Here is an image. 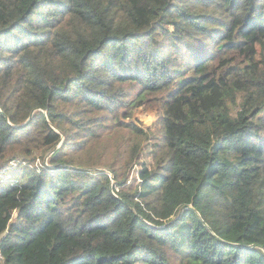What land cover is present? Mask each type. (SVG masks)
I'll use <instances>...</instances> for the list:
<instances>
[{
  "label": "trees",
  "instance_id": "16d2710c",
  "mask_svg": "<svg viewBox=\"0 0 264 264\" xmlns=\"http://www.w3.org/2000/svg\"><path fill=\"white\" fill-rule=\"evenodd\" d=\"M0 264H264V0H0Z\"/></svg>",
  "mask_w": 264,
  "mask_h": 264
},
{
  "label": "rangeland",
  "instance_id": "374dc122",
  "mask_svg": "<svg viewBox=\"0 0 264 264\" xmlns=\"http://www.w3.org/2000/svg\"><path fill=\"white\" fill-rule=\"evenodd\" d=\"M158 116L159 108L151 104L140 106L133 112V118L137 120L138 124L146 128H150L155 125Z\"/></svg>",
  "mask_w": 264,
  "mask_h": 264
}]
</instances>
